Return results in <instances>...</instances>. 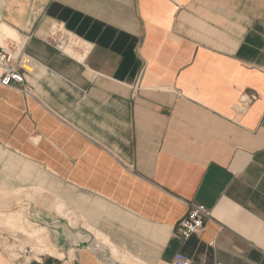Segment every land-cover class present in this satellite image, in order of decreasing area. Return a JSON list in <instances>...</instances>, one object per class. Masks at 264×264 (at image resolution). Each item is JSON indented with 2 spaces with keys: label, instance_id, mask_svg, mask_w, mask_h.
<instances>
[{
  "label": "crops",
  "instance_id": "0c3cea01",
  "mask_svg": "<svg viewBox=\"0 0 264 264\" xmlns=\"http://www.w3.org/2000/svg\"><path fill=\"white\" fill-rule=\"evenodd\" d=\"M0 20L36 61L33 94L0 85V189L56 198L27 206L55 253L0 236V264H113L96 231L114 264H264V0H0ZM194 204L211 217L183 239Z\"/></svg>",
  "mask_w": 264,
  "mask_h": 264
},
{
  "label": "built area",
  "instance_id": "2783aa9c",
  "mask_svg": "<svg viewBox=\"0 0 264 264\" xmlns=\"http://www.w3.org/2000/svg\"><path fill=\"white\" fill-rule=\"evenodd\" d=\"M58 30L62 31V29ZM53 36H56V32ZM25 40L26 38H22L21 41L9 39L0 44V85L20 87L25 93L31 95L33 88L27 77L35 72L36 61L25 51ZM53 41H55L54 37ZM68 43H73L71 45L74 46L76 40L72 37L71 41L62 42L60 46ZM63 50L66 51L64 48ZM210 217L211 211L205 205L194 204L190 207L187 215L179 221L177 233L183 239L192 234L201 233ZM34 250V247H29L26 251L32 253ZM174 264H191V260L187 255L179 252L175 255Z\"/></svg>",
  "mask_w": 264,
  "mask_h": 264
},
{
  "label": "rangeland",
  "instance_id": "374dc122",
  "mask_svg": "<svg viewBox=\"0 0 264 264\" xmlns=\"http://www.w3.org/2000/svg\"><path fill=\"white\" fill-rule=\"evenodd\" d=\"M56 28H54V31L56 32V36L57 39H55L56 43H58L59 45L62 44V42H67L68 40H72V36L70 34H68L67 32H65V30H63L62 28V31L61 30H58V26H55ZM66 40V41H65ZM2 43H5L3 41H0V44ZM66 46V44L64 45V47ZM66 51L68 53H71V54H74L76 53L74 50H71L69 48H66ZM26 191V193H25ZM14 193V194H13ZM11 194V196H9L7 199H5V202L2 204L5 205L4 206H0V211L1 210H19V209H22L23 213H24V219L25 220H29L27 222H32L35 226V223H36V229L38 228H44V232L46 233H43L41 234V238L44 239V241L46 243H50L49 240H48V232L46 230V226H43V225H40L38 223V221H36V215L32 214V216H28V210H27V206H34L33 209L35 210H39L40 209H43V208H46L47 207V204H52L53 202H55L56 198H55V195L54 194H50V193H47V192H41V189L39 188H31V189H27V190H22V189H19L17 191H13ZM31 197V198H30ZM20 199V200H19ZM19 201V202H18ZM1 205V203H0ZM48 213L54 215L55 213L53 212V210L51 208L48 207L47 211ZM32 223H26L25 222V225L30 228V229H35L33 227H30L32 226L33 224ZM0 236L4 237V236H7V235H11L9 237V242L10 240H15V239H18V240H21V241H24L22 243V245H24L25 243L27 244H30V243H33L34 245H36L37 247H39V250L40 251H44L41 247V242L38 240V238L34 235H29V234H25L23 233V231H21V229L17 228V227H14V226H11L9 224H1L0 223ZM14 237V238H13ZM47 238V240H46ZM42 239V240H43ZM7 240V239H6ZM96 241L99 242V240L96 239ZM101 241V240H100ZM7 243H8V240H7ZM89 247L93 250H97V251H101L99 250V248L101 247H108V245L106 244H102V246H98L99 248L97 249V246H95V241H92L90 244H89ZM94 247V248H93ZM42 249V250H41ZM109 249V253H110V248L108 247ZM23 250V249H22ZM23 252V251H22ZM108 255H111V259H113L115 262L116 261H119V262H123V263H130L132 262L131 259H129V257L125 256L124 254L122 253H116V255H112L111 253L108 254ZM108 260V259H107ZM118 262V263H119ZM117 263V262H116Z\"/></svg>",
  "mask_w": 264,
  "mask_h": 264
},
{
  "label": "bare ground",
  "instance_id": "6f19581e",
  "mask_svg": "<svg viewBox=\"0 0 264 264\" xmlns=\"http://www.w3.org/2000/svg\"><path fill=\"white\" fill-rule=\"evenodd\" d=\"M9 39H16L17 41H21L22 37L20 36V34H19V32H18V30L16 28L11 26L7 22L0 20V41L7 42ZM71 44H73V43L66 44L65 48H69L71 50H74L77 53L78 52L77 51L78 47L75 50L74 47ZM13 194H11V192H9V191H5V190L0 189V203H1L0 206L1 207L4 206L6 203L4 205H2V204L5 202V199H7L9 196H11ZM64 207H65V205L62 202L61 203H56L54 205L55 211L57 213H59V214H66V212L64 210ZM23 215H24V213H23L22 209H19V210H11V209L10 210H1L0 211V223L4 224V225L9 224L11 226H14V227H17V228L21 229V231H23V233H25V234L36 236L38 238V240L41 242L40 245H41V247H42V249L44 251H50L52 253H55V249L53 248L52 244L51 243H46L47 241L45 242L44 239L41 238V236H40L41 234L46 233V232H44V228L40 227V228L36 229V227H37L36 223H35V226H36L35 227L32 222H27L29 220H25L23 218L24 217ZM25 222L28 223V224L32 223L33 225L30 226V227L34 226L33 228H35V229L28 228L25 225ZM45 228L47 230V227H45ZM96 239L99 240V242L95 241V246H97V247L99 246L100 247V246H102V244H106L110 248V250H111L110 253L112 255H114V254L116 255V253H121L119 251V249L113 243H111L107 238H105L98 231H96ZM46 240H47V238H46ZM22 248H23V246H22ZM111 261H112L113 264L115 263V261L113 259H111Z\"/></svg>",
  "mask_w": 264,
  "mask_h": 264
},
{
  "label": "water",
  "instance_id": "95a60500",
  "mask_svg": "<svg viewBox=\"0 0 264 264\" xmlns=\"http://www.w3.org/2000/svg\"><path fill=\"white\" fill-rule=\"evenodd\" d=\"M89 246V243H85L84 245H83V247H88Z\"/></svg>",
  "mask_w": 264,
  "mask_h": 264
}]
</instances>
